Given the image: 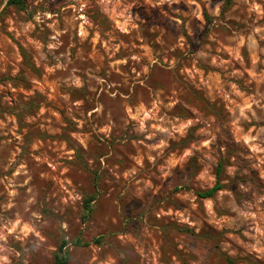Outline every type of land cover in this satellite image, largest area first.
<instances>
[{
    "label": "rangeland",
    "instance_id": "obj_1",
    "mask_svg": "<svg viewBox=\"0 0 264 264\" xmlns=\"http://www.w3.org/2000/svg\"><path fill=\"white\" fill-rule=\"evenodd\" d=\"M25 2L0 0V264H264V0Z\"/></svg>",
    "mask_w": 264,
    "mask_h": 264
},
{
    "label": "trees",
    "instance_id": "obj_2",
    "mask_svg": "<svg viewBox=\"0 0 264 264\" xmlns=\"http://www.w3.org/2000/svg\"><path fill=\"white\" fill-rule=\"evenodd\" d=\"M25 3H26L25 0H8V4L10 5L15 4L21 9H25ZM221 167L222 165L220 164L218 168V175L222 171ZM223 188H224V184L218 180L214 186H212L211 188L205 191H201L198 194L202 198H209V197H213L219 190H222ZM94 200H95V196H90L89 198H86L85 200L84 207H85V213L87 214V216H90L93 211L92 202ZM67 244H68L67 240H63L61 242L58 248V251L54 255V261L52 264H70L71 253L67 247Z\"/></svg>",
    "mask_w": 264,
    "mask_h": 264
}]
</instances>
